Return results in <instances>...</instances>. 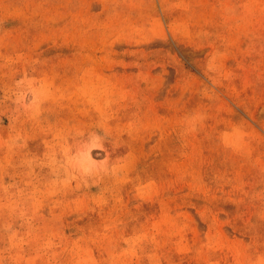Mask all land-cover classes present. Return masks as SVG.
<instances>
[{"label":"rangeland","instance_id":"rangeland-1","mask_svg":"<svg viewBox=\"0 0 264 264\" xmlns=\"http://www.w3.org/2000/svg\"><path fill=\"white\" fill-rule=\"evenodd\" d=\"M0 264H264V0H0Z\"/></svg>","mask_w":264,"mask_h":264}]
</instances>
